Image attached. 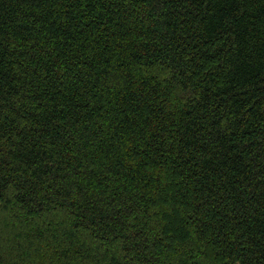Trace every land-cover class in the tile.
<instances>
[{
    "label": "trees",
    "instance_id": "1",
    "mask_svg": "<svg viewBox=\"0 0 264 264\" xmlns=\"http://www.w3.org/2000/svg\"><path fill=\"white\" fill-rule=\"evenodd\" d=\"M0 264H264V0H0Z\"/></svg>",
    "mask_w": 264,
    "mask_h": 264
}]
</instances>
